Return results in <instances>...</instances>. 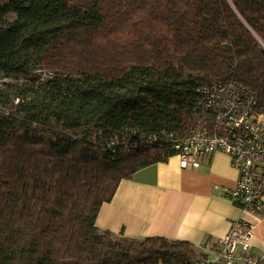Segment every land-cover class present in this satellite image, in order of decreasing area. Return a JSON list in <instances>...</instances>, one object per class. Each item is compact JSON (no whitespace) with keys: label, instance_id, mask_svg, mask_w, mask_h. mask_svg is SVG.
I'll use <instances>...</instances> for the list:
<instances>
[{"label":"trees","instance_id":"obj_1","mask_svg":"<svg viewBox=\"0 0 264 264\" xmlns=\"http://www.w3.org/2000/svg\"><path fill=\"white\" fill-rule=\"evenodd\" d=\"M0 73V264L206 257L96 220L206 125L201 85L235 80L264 110V0H0Z\"/></svg>","mask_w":264,"mask_h":264},{"label":"crops","instance_id":"obj_2","mask_svg":"<svg viewBox=\"0 0 264 264\" xmlns=\"http://www.w3.org/2000/svg\"><path fill=\"white\" fill-rule=\"evenodd\" d=\"M239 178L224 152L206 157L198 168H184L173 156L123 180L100 208L96 225L115 236L187 241L201 252L203 243L217 245L233 221L245 219L254 225L252 252L264 253V213L243 211L226 195Z\"/></svg>","mask_w":264,"mask_h":264},{"label":"built area","instance_id":"obj_3","mask_svg":"<svg viewBox=\"0 0 264 264\" xmlns=\"http://www.w3.org/2000/svg\"><path fill=\"white\" fill-rule=\"evenodd\" d=\"M197 107L209 121L183 138L171 134L175 155L184 168H198L206 157L226 153L239 171L236 187L226 195L243 211L264 213V110L255 91L235 80L201 85ZM254 225L245 219L233 221L217 245L200 246L205 258L194 264H264V253H253Z\"/></svg>","mask_w":264,"mask_h":264},{"label":"rangeland","instance_id":"obj_4","mask_svg":"<svg viewBox=\"0 0 264 264\" xmlns=\"http://www.w3.org/2000/svg\"><path fill=\"white\" fill-rule=\"evenodd\" d=\"M41 77H46V74L44 72H40L39 74ZM14 81L15 79H11V78H8L6 76H4L2 73H0V85L6 83V82H10V81ZM197 128H201V125ZM197 128H194V129H197Z\"/></svg>","mask_w":264,"mask_h":264}]
</instances>
